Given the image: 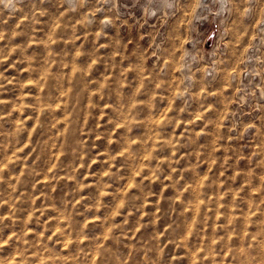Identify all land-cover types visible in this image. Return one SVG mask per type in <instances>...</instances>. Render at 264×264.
<instances>
[{
  "label": "clouds",
  "instance_id": "clouds-1",
  "mask_svg": "<svg viewBox=\"0 0 264 264\" xmlns=\"http://www.w3.org/2000/svg\"><path fill=\"white\" fill-rule=\"evenodd\" d=\"M0 264H264V0H0Z\"/></svg>",
  "mask_w": 264,
  "mask_h": 264
}]
</instances>
